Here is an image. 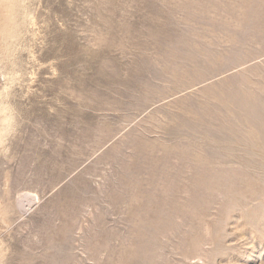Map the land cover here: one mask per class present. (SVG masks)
Returning <instances> with one entry per match:
<instances>
[{
  "label": "rangeland",
  "instance_id": "374dc122",
  "mask_svg": "<svg viewBox=\"0 0 264 264\" xmlns=\"http://www.w3.org/2000/svg\"><path fill=\"white\" fill-rule=\"evenodd\" d=\"M27 4L0 264H264V0Z\"/></svg>",
  "mask_w": 264,
  "mask_h": 264
},
{
  "label": "bare ground",
  "instance_id": "6f19581e",
  "mask_svg": "<svg viewBox=\"0 0 264 264\" xmlns=\"http://www.w3.org/2000/svg\"><path fill=\"white\" fill-rule=\"evenodd\" d=\"M27 3L28 0H0V51L5 50L4 56L0 57V76L5 84L0 91V148L3 149L13 127L10 109L2 106L8 104L5 99L10 97L11 89L25 77V66L18 54L25 51V31L33 24ZM2 219L6 218L2 215Z\"/></svg>",
  "mask_w": 264,
  "mask_h": 264
}]
</instances>
